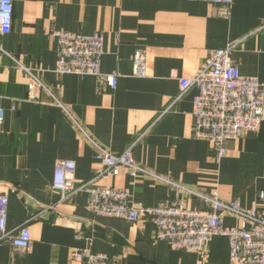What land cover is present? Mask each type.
Wrapping results in <instances>:
<instances>
[{"label":"crops","instance_id":"1","mask_svg":"<svg viewBox=\"0 0 264 264\" xmlns=\"http://www.w3.org/2000/svg\"><path fill=\"white\" fill-rule=\"evenodd\" d=\"M11 31L0 35V193L8 196L7 229L27 226V252L0 246V264H74L90 250L122 264H230L228 241L216 236L200 256L173 251L155 240L150 222L129 223L93 215L87 194L62 202L52 189L56 164H74L75 185L95 179L126 190L130 202L155 207L174 200L168 183L139 176L102 178L95 149L114 155L134 144L133 159L148 172L200 194L217 192L225 203L264 212V122L225 144L219 160L206 140L192 137L195 88L180 94L210 50L234 44L230 59L264 89V0H232L219 7L193 0H12ZM103 38L101 72L119 74L114 90L98 78L57 75L53 33ZM142 52L145 77L131 75ZM42 87L27 98L28 74ZM88 138V139H87ZM203 208L196 198L185 202ZM239 220L222 216V225Z\"/></svg>","mask_w":264,"mask_h":264},{"label":"built area","instance_id":"2","mask_svg":"<svg viewBox=\"0 0 264 264\" xmlns=\"http://www.w3.org/2000/svg\"><path fill=\"white\" fill-rule=\"evenodd\" d=\"M219 7L220 16L230 13L232 0H193ZM13 16L12 0H0V35L11 31ZM56 40V62L53 72L57 75L74 74L98 78L109 89L114 90L119 74H103L101 58L103 38L99 32L83 36L67 31L53 33ZM234 44L222 49L210 50L200 64L198 72L190 79H180L182 96L190 88L196 89L192 99V137L210 143L219 160L226 155L225 144L235 141L245 132H256L264 122V89L256 78L243 76L230 59ZM27 98L36 100V92L42 87L39 80L29 71ZM131 75L145 77V61L142 52L132 58ZM3 114L0 111V120ZM88 139V138H87ZM95 149L94 159L101 166L102 178L116 176H139L163 181L175 191L174 200L155 207H145L130 202L126 190L100 186L92 181L76 186L74 164L59 161L56 164L52 189L62 202L70 200L79 192L87 194L86 208L95 216L114 218L129 223L150 222L155 227V240L165 242L173 251H187L202 255L208 243L216 236L228 241L230 264H264V212L243 210L238 201L225 203L217 192L200 194L189 188L167 182L137 165L133 159L134 144L121 154L114 155L88 139ZM198 199L203 208L192 209L184 203L189 198ZM264 200V193L259 194ZM8 196L0 193V246L7 245L12 252H27L31 236L27 226L16 232L7 229ZM230 215L239 220V225H222V216ZM74 264H122L110 260L104 254L90 250H77L72 254Z\"/></svg>","mask_w":264,"mask_h":264}]
</instances>
